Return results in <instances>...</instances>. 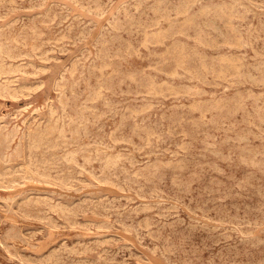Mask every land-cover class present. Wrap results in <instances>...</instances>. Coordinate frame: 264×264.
<instances>
[{
  "label": "rangeland",
  "instance_id": "rangeland-1",
  "mask_svg": "<svg viewBox=\"0 0 264 264\" xmlns=\"http://www.w3.org/2000/svg\"><path fill=\"white\" fill-rule=\"evenodd\" d=\"M0 264H264V0H0Z\"/></svg>",
  "mask_w": 264,
  "mask_h": 264
},
{
  "label": "bare ground",
  "instance_id": "bare-ground-1",
  "mask_svg": "<svg viewBox=\"0 0 264 264\" xmlns=\"http://www.w3.org/2000/svg\"><path fill=\"white\" fill-rule=\"evenodd\" d=\"M203 1V0H202ZM13 2V1H12ZM15 3V2H14ZM238 3V2H237ZM237 6V5H236ZM169 13V12H168ZM64 15V14H63ZM211 21V20H210ZM60 23V22H59ZM173 23V22H172ZM204 25V24H203ZM22 29V28H21ZM62 35V34H61ZM64 36V35H63ZM8 39V38H7ZM63 39V38H62ZM71 40V39H70ZM99 40V39H98ZM130 42V41H128ZM48 44V43H47ZM4 46V45H3ZM142 46V44H141ZM133 47V46H132ZM136 47V46H135ZM145 48V47H144ZM65 50V49H64ZM21 52V51H20ZM44 52V51H43ZM136 52V51H135ZM22 53V52H21ZM21 55V54H20ZM128 55V54H127ZM126 59V58H125ZM155 62V61H154ZM100 63V62H99ZM31 64V63H30ZM240 64V63H239ZM82 65V64H81ZM128 66V65H127ZM129 71V70H128ZM127 71V72H128ZM223 74V73H222ZM141 79V78H140ZM149 85V84H148ZM151 86V85H150ZM152 87V86H151ZM141 88V87H140ZM154 89V88H153ZM135 91V90H134ZM77 94V93H76ZM234 98V97H233ZM201 102V101H200ZM102 103V102H101ZM204 103V102H203ZM90 118V117H89ZM39 131V130H38ZM124 138V137H123ZM128 141V140H127ZM40 158V157H39ZM78 158V157H77ZM25 161V160H24ZM182 170V169H181ZM30 261V260H29Z\"/></svg>",
  "mask_w": 264,
  "mask_h": 264
}]
</instances>
